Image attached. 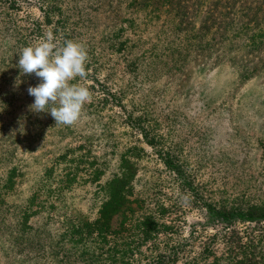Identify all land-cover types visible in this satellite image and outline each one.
<instances>
[{
  "label": "rangeland",
  "instance_id": "1",
  "mask_svg": "<svg viewBox=\"0 0 264 264\" xmlns=\"http://www.w3.org/2000/svg\"><path fill=\"white\" fill-rule=\"evenodd\" d=\"M243 3L0 0V264H264V218L207 209L264 207ZM47 32L90 58L71 126L30 108L40 80L17 67Z\"/></svg>",
  "mask_w": 264,
  "mask_h": 264
},
{
  "label": "clouds",
  "instance_id": "2",
  "mask_svg": "<svg viewBox=\"0 0 264 264\" xmlns=\"http://www.w3.org/2000/svg\"><path fill=\"white\" fill-rule=\"evenodd\" d=\"M20 72L34 74L40 83L29 87L34 97L30 108L34 112H47L56 125L71 126L76 123L84 105L92 98L89 89L72 81L88 76L86 63L88 51L84 44L74 40L56 42L52 32H47L34 45L23 47L18 55Z\"/></svg>",
  "mask_w": 264,
  "mask_h": 264
},
{
  "label": "trees",
  "instance_id": "3",
  "mask_svg": "<svg viewBox=\"0 0 264 264\" xmlns=\"http://www.w3.org/2000/svg\"><path fill=\"white\" fill-rule=\"evenodd\" d=\"M243 2L244 3L241 6V9L243 10V17L246 18V21L243 22V32L245 33L247 42L264 43V28L259 26V22L264 19V0H243ZM210 7H213V5ZM167 163L169 165L171 164L169 161ZM118 204V201H114L112 207L114 208L118 206ZM207 209L213 215L221 218L222 220L238 218L252 222L257 221L260 218H264V207L246 208L244 211L215 208L211 206H208Z\"/></svg>",
  "mask_w": 264,
  "mask_h": 264
}]
</instances>
